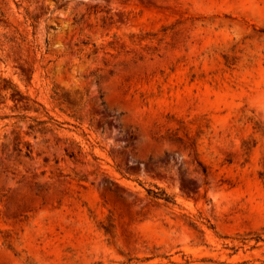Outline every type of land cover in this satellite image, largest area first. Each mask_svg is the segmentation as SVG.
Instances as JSON below:
<instances>
[{
    "label": "rangeland",
    "instance_id": "obj_1",
    "mask_svg": "<svg viewBox=\"0 0 264 264\" xmlns=\"http://www.w3.org/2000/svg\"><path fill=\"white\" fill-rule=\"evenodd\" d=\"M0 264H264V0H0Z\"/></svg>",
    "mask_w": 264,
    "mask_h": 264
},
{
    "label": "trees",
    "instance_id": "obj_2",
    "mask_svg": "<svg viewBox=\"0 0 264 264\" xmlns=\"http://www.w3.org/2000/svg\"><path fill=\"white\" fill-rule=\"evenodd\" d=\"M202 170L204 173H206V168L203 165H202ZM147 193L154 198H161L169 202L173 201L170 195L167 194L163 189L153 190L152 188H147Z\"/></svg>",
    "mask_w": 264,
    "mask_h": 264
}]
</instances>
